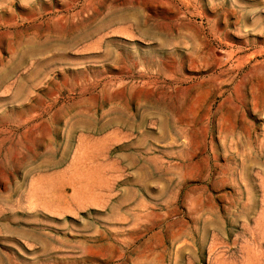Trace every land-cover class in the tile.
<instances>
[{"label": "rangeland", "instance_id": "obj_1", "mask_svg": "<svg viewBox=\"0 0 264 264\" xmlns=\"http://www.w3.org/2000/svg\"><path fill=\"white\" fill-rule=\"evenodd\" d=\"M0 264H264V0H0Z\"/></svg>", "mask_w": 264, "mask_h": 264}, {"label": "bare ground", "instance_id": "obj_2", "mask_svg": "<svg viewBox=\"0 0 264 264\" xmlns=\"http://www.w3.org/2000/svg\"><path fill=\"white\" fill-rule=\"evenodd\" d=\"M162 122H163V121H162ZM164 128H165V127H164ZM164 131H166V130L164 129ZM91 132H92V131H91ZM164 133H165V132H164ZM168 133H169V132H168ZM162 134H163V133H162ZM164 137H165V135H164ZM164 137H163V138H164ZM167 137H168V136H167Z\"/></svg>", "mask_w": 264, "mask_h": 264}]
</instances>
